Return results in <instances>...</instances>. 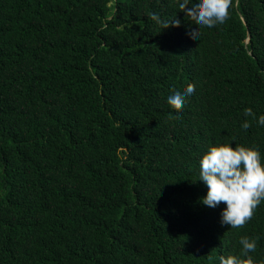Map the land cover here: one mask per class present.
<instances>
[{
  "label": "trees",
  "instance_id": "obj_1",
  "mask_svg": "<svg viewBox=\"0 0 264 264\" xmlns=\"http://www.w3.org/2000/svg\"><path fill=\"white\" fill-rule=\"evenodd\" d=\"M180 2L0 0V264L264 262V201L231 228L199 180L216 144L264 160V0L199 39Z\"/></svg>",
  "mask_w": 264,
  "mask_h": 264
},
{
  "label": "clouds",
  "instance_id": "obj_2",
  "mask_svg": "<svg viewBox=\"0 0 264 264\" xmlns=\"http://www.w3.org/2000/svg\"><path fill=\"white\" fill-rule=\"evenodd\" d=\"M232 3L233 0H198L196 3L182 0L178 5L180 11L196 25L189 33L190 38L199 39L200 27L211 28L225 23L230 18ZM151 18L162 29L179 27L181 24L176 17L171 21H163L158 14L153 13ZM194 91L193 84H189L183 92L174 90L167 103L179 112L186 97ZM244 115L255 118L251 108H246ZM257 123L264 126V115L259 116ZM241 127L247 130L251 123L245 120ZM199 180L207 186V194L201 202L211 208L225 204L221 212V224L230 225L231 228L244 227L264 201V160L258 147L242 144L233 147L232 143L227 142L210 146L199 161ZM257 239L241 237V255L220 256L219 264H258L250 255L256 251Z\"/></svg>",
  "mask_w": 264,
  "mask_h": 264
}]
</instances>
